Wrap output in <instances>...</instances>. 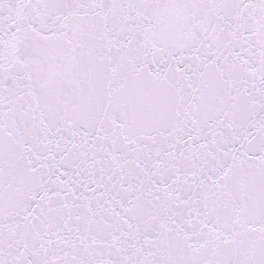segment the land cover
<instances>
[{
  "label": "water",
  "instance_id": "1",
  "mask_svg": "<svg viewBox=\"0 0 264 264\" xmlns=\"http://www.w3.org/2000/svg\"><path fill=\"white\" fill-rule=\"evenodd\" d=\"M0 264H264V0H0Z\"/></svg>",
  "mask_w": 264,
  "mask_h": 264
}]
</instances>
